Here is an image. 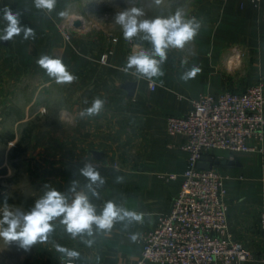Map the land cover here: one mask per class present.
<instances>
[{"label":"crops","instance_id":"crops-1","mask_svg":"<svg viewBox=\"0 0 264 264\" xmlns=\"http://www.w3.org/2000/svg\"><path fill=\"white\" fill-rule=\"evenodd\" d=\"M76 3L82 5L84 0H58L56 10L47 15L34 8L33 0H0V10L8 6L22 11L21 23L36 31L34 40H23L21 35L9 42L0 41V56L9 55L7 62L0 60V70L35 75L39 88L34 104L41 101V92L50 100L51 91L58 99L61 91L66 103L76 104L70 112L65 111L68 103L58 110L61 113L56 112L63 124L65 119L76 122L71 129L58 131L55 126H45L46 148L57 150L52 161L55 168L47 171L51 187L72 198L74 194L68 189L75 180L77 191L87 192L88 181L79 170L85 163H92L106 181L99 189V199L89 193L98 211L107 200H113L144 213V221L118 223L111 233L72 239L57 219L44 264H65L66 257L55 250V244L80 253L74 264H136L143 248L137 240L132 241V235L154 230L160 216L172 210L188 166V154L182 150L187 139L181 134H168V117L190 112L192 101L202 95L242 93L251 85L264 83V0L259 5L249 0H174L176 8L202 19L203 27L183 50H169L164 75L152 81L137 80L124 71L126 58L134 48L125 42H107L95 33L88 37L89 30L74 34L72 44L66 42L62 25L67 17L59 18L57 12L68 9V19L76 21L71 10ZM109 50L114 53L108 64L101 63V56ZM42 54L61 56L78 79L72 84L55 83L36 64ZM185 60L188 63L182 67ZM193 65L199 66L201 72L187 83L181 81V73ZM151 82L156 83V89L150 88ZM75 84L80 92L74 93ZM95 98L105 100L104 109L98 116L82 118L81 111L90 107ZM41 132L39 128L34 134L40 145L42 137L36 134ZM249 144L256 150L213 149L207 158H213V168L224 178L228 236L255 253V260L246 264H264L259 259L264 139ZM169 175L177 178L167 180ZM117 176L124 178L122 183L115 182ZM82 239L95 243L87 247Z\"/></svg>","mask_w":264,"mask_h":264},{"label":"built area","instance_id":"built-area-1","mask_svg":"<svg viewBox=\"0 0 264 264\" xmlns=\"http://www.w3.org/2000/svg\"><path fill=\"white\" fill-rule=\"evenodd\" d=\"M249 1L259 5L262 0ZM76 30L71 20L62 25L67 43L72 44ZM113 53L109 50L103 54L101 63L108 64ZM150 88L156 89V83L151 82ZM192 105L185 115L167 119L168 134H181L187 139L182 150L188 154V166L172 210L160 216L154 230L138 236L143 249L136 264H246L255 260L251 249L228 236L224 178L218 170L201 169L199 164L205 163L204 158L213 149L256 150L249 143L264 139V83L251 85L242 93L202 95ZM259 239V259L264 262V206Z\"/></svg>","mask_w":264,"mask_h":264},{"label":"clouds","instance_id":"clouds-1","mask_svg":"<svg viewBox=\"0 0 264 264\" xmlns=\"http://www.w3.org/2000/svg\"><path fill=\"white\" fill-rule=\"evenodd\" d=\"M161 2L162 0H155L156 4ZM57 3L58 0H33L34 8L47 15H51L56 10ZM0 13H2L0 23L3 25L0 27V41L9 42L21 35L23 40L36 38L35 29L21 23L22 11H13L5 6ZM69 15L68 9L57 12L59 18H66ZM112 24L119 26L124 40L129 44L140 41L150 45L145 48L134 44L133 50L126 58L124 71L137 80L152 81L164 75L163 65L168 60L169 50H183L186 45L195 41L203 27V20L189 16L180 8L167 16L150 17L141 7L133 6L117 11L113 16ZM187 63L186 60L182 61V67ZM36 64L57 84H72L78 79L59 55L42 54L36 60ZM201 70L199 66L193 65L182 72L179 78L187 83ZM104 105V99L95 98L90 107L81 111L80 116L82 118L98 116ZM79 173L88 181L85 186L87 192L77 191L78 182L72 180L68 189L74 194L72 198L55 187L46 185V190L40 198L25 211L9 205L8 197L5 196L0 205V240L7 246L15 244L18 249L30 252L33 246L49 241L55 231L53 222L57 219L72 239L93 237L98 233H111L118 223L127 225L143 223L144 213L120 206L113 200H107L98 211L89 193L91 197L99 199V189L106 181L92 163H85ZM123 180L122 176L115 178L116 183H122ZM138 236L139 233L133 234L132 241L135 242ZM81 242L87 247H92L95 243L92 239H82ZM55 250L67 258L68 264L80 258L78 251L60 244H55Z\"/></svg>","mask_w":264,"mask_h":264},{"label":"rangeland","instance_id":"rangeland-1","mask_svg":"<svg viewBox=\"0 0 264 264\" xmlns=\"http://www.w3.org/2000/svg\"><path fill=\"white\" fill-rule=\"evenodd\" d=\"M133 6L141 7L146 15L150 17L167 16L178 9L174 6V0H162L160 4H156L155 0H84L82 5L77 6L76 3L71 8L73 16H77L76 21L73 19L71 21L83 25L82 28H77V32L75 31L74 34L89 30L88 37L95 33V35L101 34L107 42L112 41L113 43V39L116 38L118 39L117 43L125 42L126 45H130L132 48L134 44L145 48L150 47L146 42L140 41L129 44L124 40L119 26L112 24L113 16L117 11ZM68 18L65 21H68ZM8 57L9 55L0 56V60L3 59L7 62ZM22 74L17 75L12 70H0V185L6 187L3 193H6L13 200L9 205L20 209H22L19 204L20 200H36L46 190V185L51 187L47 171L55 168L52 161L57 150L52 151L46 148L45 132L48 128H45V126H55V129L61 131L65 127L71 129V126L76 125L75 121L71 120V125L67 122V119L63 124L57 118L56 112L68 103L65 101L66 98H61V91L58 93L59 99L51 91L50 100L48 101L46 100L47 96L44 97L43 92H41V101L34 104L36 91L39 88L36 84L38 78L35 75H29L28 71H24ZM79 89L80 87L75 84L76 92L74 93L80 92ZM56 98L58 101L55 100ZM73 104L68 103V108L65 111L74 110L76 104L74 106ZM59 113L61 111H58ZM43 115H47V118L45 117L41 122L43 123L41 128L43 132L36 134L42 137V144L40 145L41 141L35 142L34 135L31 148L27 154L16 161L12 160L10 151L20 137L22 127L29 121ZM11 135H15L14 141H9ZM15 164H18L22 175L15 184H10L8 180L14 179L17 172L16 167L13 166ZM0 205L2 204L0 203ZM49 245L50 239L45 244L33 246L30 252H24L18 249L15 244L7 246L0 240V264H44L45 259L49 256Z\"/></svg>","mask_w":264,"mask_h":264},{"label":"trees","instance_id":"trees-1","mask_svg":"<svg viewBox=\"0 0 264 264\" xmlns=\"http://www.w3.org/2000/svg\"><path fill=\"white\" fill-rule=\"evenodd\" d=\"M46 117V115H43L39 118H36L33 121H29L26 123L20 133V137L17 139L15 145L12 147L10 151V158L12 160H18L22 157H24L27 152L31 148V143L33 136L35 132L43 127L42 120ZM47 118V117H46ZM15 140V135H11L9 141H14ZM14 168L16 167L17 172L15 173L14 179L8 180V183L10 184H15L20 178H21V173H20V168H18V164L13 165ZM6 190V187H3L0 185V203H3V198L5 196L8 197V203L13 202V200L6 194L3 193ZM35 199H29L27 201H19L20 206H22V210H29L33 205H34Z\"/></svg>","mask_w":264,"mask_h":264},{"label":"water","instance_id":"water-1","mask_svg":"<svg viewBox=\"0 0 264 264\" xmlns=\"http://www.w3.org/2000/svg\"><path fill=\"white\" fill-rule=\"evenodd\" d=\"M75 27L76 28H82L83 27V25L81 24V23H75ZM204 160H205V163H200L199 164V168H201V169H212L213 168V158L212 157H206V158H204Z\"/></svg>","mask_w":264,"mask_h":264}]
</instances>
